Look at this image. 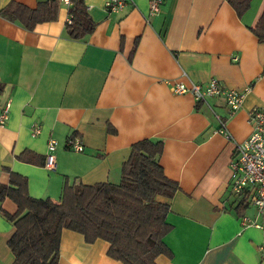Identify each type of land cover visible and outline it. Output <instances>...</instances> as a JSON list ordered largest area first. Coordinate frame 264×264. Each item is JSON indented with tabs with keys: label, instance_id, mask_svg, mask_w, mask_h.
Returning <instances> with one entry per match:
<instances>
[{
	"label": "crops",
	"instance_id": "0c3cea01",
	"mask_svg": "<svg viewBox=\"0 0 264 264\" xmlns=\"http://www.w3.org/2000/svg\"><path fill=\"white\" fill-rule=\"evenodd\" d=\"M10 1L0 0V11ZM15 1L33 7L44 0ZM149 1L108 11L106 0H84L94 28L80 38L66 33L70 15L62 1L56 19L31 29L0 12V110L9 102L0 125V183L9 182L11 170L26 176L29 195L58 201L65 178L118 182L131 144L160 140L157 159L178 188L171 197L156 196L168 203L172 224L164 236L172 255L156 261L264 264V206L237 215L233 204L241 196L229 190L233 140L248 136L249 112L264 106V38L253 30L264 0H250L241 15L227 0H162L154 13ZM213 76L223 88L246 89L234 112L221 96L199 101L171 88L174 80L205 83ZM214 112L231 137L216 131ZM70 136L83 150L67 146ZM51 138L55 169L45 165ZM0 208L14 213L17 204L6 196ZM13 231V221L0 214V264L14 260L7 244ZM108 246L63 227L58 264H124L107 254Z\"/></svg>",
	"mask_w": 264,
	"mask_h": 264
},
{
	"label": "trees",
	"instance_id": "16d2710c",
	"mask_svg": "<svg viewBox=\"0 0 264 264\" xmlns=\"http://www.w3.org/2000/svg\"><path fill=\"white\" fill-rule=\"evenodd\" d=\"M60 1L44 0L31 7L12 0L0 12L31 29L37 22L56 19ZM69 1L71 19L66 21L65 30L69 37L80 38L93 30L94 21L84 0ZM227 2L238 15L250 4V0ZM253 30L259 40L264 38V10ZM107 127L115 129L110 123ZM162 146L160 140L150 138L134 141L122 162L118 182L70 184L65 178L58 201L29 195L26 176L10 170L9 182L0 183V200L10 197L17 210L9 213L0 208V214L14 225L7 240L14 254L12 264H58L63 227L81 232L87 241L107 240V254L124 264H159V254L172 255L164 240L172 229L166 220L169 205L156 196L171 197L178 183L165 174L157 159ZM249 194L246 190L233 204L237 215H243L252 204Z\"/></svg>",
	"mask_w": 264,
	"mask_h": 264
},
{
	"label": "built area",
	"instance_id": "2783aa9c",
	"mask_svg": "<svg viewBox=\"0 0 264 264\" xmlns=\"http://www.w3.org/2000/svg\"><path fill=\"white\" fill-rule=\"evenodd\" d=\"M69 3V0H61ZM128 0H106L105 8L108 11L121 9ZM162 0H150L149 12L154 13L159 9ZM70 21V17L67 18ZM174 92L182 93L189 91L199 101H207L210 96H221L224 98L230 111L234 112L242 103L246 89L223 88L216 77H211L205 83L190 80L189 83L183 80L171 82ZM9 102L0 110V125H3L8 117ZM218 121L216 131L226 137H231L224 119L217 112H214ZM249 123L251 131L242 140H233L234 148L229 160L230 181L229 190L235 195L242 196L246 190H250L249 200L256 205L258 211L264 206V106L253 108L249 112ZM39 131V125L34 124L32 132ZM56 140L51 138L47 144L45 154V165L50 169L56 168V156L54 153ZM67 146L76 150H83V143L79 137L70 136L67 138ZM244 223H251V219L243 217ZM257 224V223H255ZM258 225V224H257ZM264 250V249H263Z\"/></svg>",
	"mask_w": 264,
	"mask_h": 264
},
{
	"label": "rangeland",
	"instance_id": "374dc122",
	"mask_svg": "<svg viewBox=\"0 0 264 264\" xmlns=\"http://www.w3.org/2000/svg\"><path fill=\"white\" fill-rule=\"evenodd\" d=\"M251 205H253V204H251ZM255 206V205H254Z\"/></svg>",
	"mask_w": 264,
	"mask_h": 264
}]
</instances>
